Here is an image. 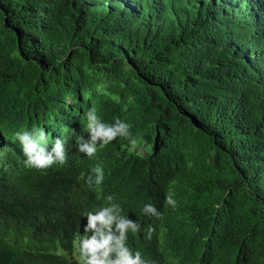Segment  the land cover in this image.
Segmentation results:
<instances>
[{"label": "trees", "instance_id": "16d2710c", "mask_svg": "<svg viewBox=\"0 0 264 264\" xmlns=\"http://www.w3.org/2000/svg\"><path fill=\"white\" fill-rule=\"evenodd\" d=\"M257 1L0 0V264H80L74 241L109 195L150 264H264ZM91 110L130 125L137 147L79 152ZM33 128L49 150L64 142L66 164L25 166L15 133Z\"/></svg>", "mask_w": 264, "mask_h": 264}, {"label": "clouds", "instance_id": "9594fccd", "mask_svg": "<svg viewBox=\"0 0 264 264\" xmlns=\"http://www.w3.org/2000/svg\"><path fill=\"white\" fill-rule=\"evenodd\" d=\"M247 3V2H246ZM257 4L258 1L254 0ZM248 7L242 6V13H248ZM130 125L122 122L119 118L112 125L105 124L96 116L95 111L88 113L87 133L88 139L83 136L78 144V151L88 157H93L97 152V145H107L117 137L127 139L132 149L137 147V139L131 136ZM15 139L19 141L23 155L26 157L25 166L46 170L54 164L64 165L67 162L64 142L56 138L49 150V141L44 130L33 128L31 131L25 129L15 133ZM95 174L89 176L87 183L91 186L100 185L103 182L104 174L101 167L93 169ZM108 207H104L95 214L87 213V223L84 231L91 235L85 238H77L74 245L78 248L72 257L80 264H150L145 260L140 251H133L127 246L128 233H139L140 225L124 216L118 204L113 203L114 197H106ZM176 201L169 194L166 196V204L175 206ZM143 212L145 215L160 218L161 213L152 204H146ZM153 229H147V238L151 239ZM79 252V254H78ZM60 254V251L58 252Z\"/></svg>", "mask_w": 264, "mask_h": 264}]
</instances>
